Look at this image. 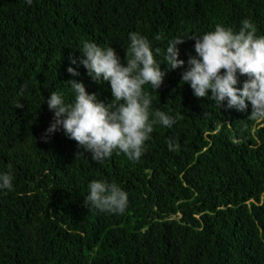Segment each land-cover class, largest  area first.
Masks as SVG:
<instances>
[{
  "label": "trees",
  "instance_id": "trees-1",
  "mask_svg": "<svg viewBox=\"0 0 264 264\" xmlns=\"http://www.w3.org/2000/svg\"><path fill=\"white\" fill-rule=\"evenodd\" d=\"M245 19L264 36V0H0V173L14 176L13 190L0 189V264H264V120L248 119L250 102L220 107L181 82L197 55L190 38L217 24L238 32ZM132 32L166 72L158 91L144 86L150 112L177 122L154 125L138 161L118 150L93 161L62 130L44 142L47 99L74 102L68 82L113 100L81 63L82 42L112 46L126 66ZM176 38L185 64L169 70ZM238 78L242 88L248 77ZM93 180L128 193L123 214L84 206Z\"/></svg>",
  "mask_w": 264,
  "mask_h": 264
},
{
  "label": "clouds",
  "instance_id": "clouds-1",
  "mask_svg": "<svg viewBox=\"0 0 264 264\" xmlns=\"http://www.w3.org/2000/svg\"><path fill=\"white\" fill-rule=\"evenodd\" d=\"M129 39L126 66L112 46L102 48L95 42H82L79 50L85 58L81 63L94 80L102 78L110 82L113 100L105 104L95 93L89 94L83 82L75 79L68 82L75 91V100L66 103L60 93H51L47 104L54 116L41 137L44 142L62 130L85 152L91 153L93 161L110 158L114 150L124 153L129 160L138 161L146 151L145 142L151 138L153 126L159 123L171 128L177 122L179 114L173 117L160 110L150 112L152 97L144 86L150 84L158 91L166 72L161 70V63L146 37L132 32ZM190 39H195L197 55L188 60L189 67L182 73L181 82L190 84L197 98L208 97L210 90V98L220 107L227 101L229 109L245 111L250 102L252 112L248 119L264 120V36H257L255 24L245 19L238 32L217 24L214 31ZM184 42L185 39L176 38L168 44L164 61L169 70L184 66L178 48ZM155 53L159 54L160 49L156 48ZM68 72L80 75L72 67ZM238 73L248 77L242 88L236 87ZM16 107L22 108L23 104ZM168 146L173 149L171 142ZM13 180L11 171L0 173V189L13 190ZM88 188L89 194L84 199L87 208L114 214L125 212L128 193L116 183L93 180Z\"/></svg>",
  "mask_w": 264,
  "mask_h": 264
}]
</instances>
